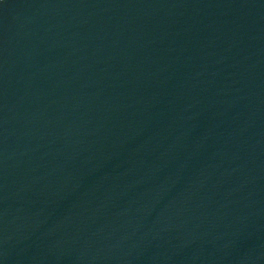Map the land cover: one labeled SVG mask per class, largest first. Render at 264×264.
Masks as SVG:
<instances>
[{"label": "water", "instance_id": "95a60500", "mask_svg": "<svg viewBox=\"0 0 264 264\" xmlns=\"http://www.w3.org/2000/svg\"><path fill=\"white\" fill-rule=\"evenodd\" d=\"M0 264H264V0H0Z\"/></svg>", "mask_w": 264, "mask_h": 264}, {"label": "snow or ice", "instance_id": "6c2138e0", "mask_svg": "<svg viewBox=\"0 0 264 264\" xmlns=\"http://www.w3.org/2000/svg\"><path fill=\"white\" fill-rule=\"evenodd\" d=\"M2 41H0V67H2ZM0 75H2V72H0ZM0 88H2V81H0ZM2 95V93H0ZM2 103H0V179H2V167H3V161H2V145H3V114H2ZM0 187H2V184H0Z\"/></svg>", "mask_w": 264, "mask_h": 264}]
</instances>
